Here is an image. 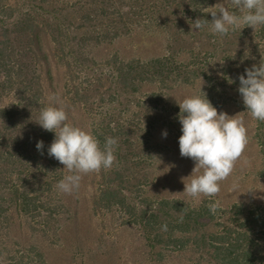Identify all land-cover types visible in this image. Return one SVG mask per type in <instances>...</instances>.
<instances>
[{
    "label": "trees",
    "instance_id": "16d2710c",
    "mask_svg": "<svg viewBox=\"0 0 264 264\" xmlns=\"http://www.w3.org/2000/svg\"><path fill=\"white\" fill-rule=\"evenodd\" d=\"M210 1L188 0L187 9L179 3L177 10L176 0H0V264L126 262L125 255L115 251L114 237L95 234L90 222L80 218L79 205L69 210V221L51 226L40 218V197L62 179L64 167L48 155L55 134L37 123L53 95L67 105L73 124L83 127L84 119L93 118L89 131L101 146L109 136L118 139L116 161L102 169L92 203L84 207L91 220L99 217L102 229L106 225L100 224L101 217L106 215L110 222L122 220L126 230H137L144 247L135 264H172L190 251L192 264H264V204H219L212 213L209 204L215 199L148 195L155 181L151 175L162 161L156 132L182 135L178 87H191V95L204 92L217 109L229 102L245 107L239 76L247 78L245 70L264 61V25L255 30L241 25L226 36L192 30V13L211 21L205 12ZM147 8L155 15L154 25L165 26L161 52L126 58L115 49L100 58L97 48L131 34L129 28ZM189 34L198 42L203 35L201 44L207 49L190 55L193 51L184 46ZM224 44L233 53L227 54L218 77L210 59L220 56L217 46ZM185 57L195 63L190 65ZM106 84L116 90L109 98L115 102L114 113H92L88 92L99 93ZM223 85L231 91H221ZM99 94L102 107L106 99ZM10 95L13 101L6 104ZM257 122L262 139L264 122ZM38 141H43V154L36 148ZM143 163L150 166L149 174L147 170L141 175ZM128 169L130 175L125 174ZM16 228L23 230L19 237L12 234Z\"/></svg>",
    "mask_w": 264,
    "mask_h": 264
},
{
    "label": "clouds",
    "instance_id": "9594fccd",
    "mask_svg": "<svg viewBox=\"0 0 264 264\" xmlns=\"http://www.w3.org/2000/svg\"><path fill=\"white\" fill-rule=\"evenodd\" d=\"M212 9L209 12L211 21L197 18L191 27L200 30L210 26L212 33L226 36L230 30L241 25L254 30L264 25V0H225ZM233 9H238L240 14ZM245 71L247 78L239 76L238 91L250 116L264 122V61ZM202 93L186 96L178 103V118L182 125L180 155L195 162L192 174L183 178V193L194 200L201 196L219 195L221 183L233 174L249 143L244 118L238 114L218 112L206 94ZM37 123L44 130L55 134L48 155L59 161L69 173L56 185L63 194L78 192L84 175L110 169L116 161L118 139L109 136L101 146L94 134L70 122L68 107L57 95H53L51 103L40 110ZM43 147V141H38L36 148L41 154ZM238 189L239 184L233 183L232 190ZM254 191L250 188L242 193ZM218 207V201L209 204L212 213ZM162 230H167L166 224L162 225Z\"/></svg>",
    "mask_w": 264,
    "mask_h": 264
},
{
    "label": "rangeland",
    "instance_id": "374dc122",
    "mask_svg": "<svg viewBox=\"0 0 264 264\" xmlns=\"http://www.w3.org/2000/svg\"><path fill=\"white\" fill-rule=\"evenodd\" d=\"M187 2L188 0H176L175 5L178 6L179 3H182L181 7L187 9ZM223 2H225V0H211L209 3H207L205 12L208 14V18L211 17L208 9H212V7H214L215 5ZM227 6L231 8L230 5ZM147 10V13L142 12L143 14L140 17V20H138L136 23L134 21L135 26L129 28L131 29V34L124 35L121 40L116 42L114 41L108 46L106 45L105 47L97 48V54L102 55L100 58L107 57V55L112 54L115 49H121L123 56L126 58L133 56L147 57L142 53L153 56L154 54L161 52L163 48V42L166 40V33L164 31L165 26H155L153 21L155 15L149 13V8H147ZM177 10H180L179 6ZM201 15L204 17L203 14ZM192 16L193 17L189 20L193 23L197 19V17H195L193 13ZM203 17L201 19H203ZM114 22H117L118 24L120 23V21L118 20H114ZM173 29L174 28L171 29L172 32ZM192 30L196 31L198 29L192 28ZM200 30L208 33L211 31L205 29ZM194 31L192 32L194 33ZM191 36L192 35L189 34L186 35V38H184L187 44L184 45L186 49H190L193 51H189L190 55H193L194 53L196 55V52H198V50H202L204 52L207 49V46L201 44V40L204 39V36L201 35L199 42L194 41V38H192ZM49 38V34L44 32L43 39H46L48 41ZM217 48H219L217 50V53H219L220 56L217 55L219 57H212L210 60L212 61L213 66L219 70L220 75L218 77H221V68L223 66L222 63H225L227 61V54L231 55L233 51L228 50V47L225 44L221 47L220 45H218ZM203 58L207 57H202V59ZM183 59L190 60V65H193V63H195L193 62L192 57H185ZM96 87V85H92L90 88L95 89ZM236 87L237 86L233 87V91L229 95L236 92ZM148 90H150V87H147L145 89V91ZM223 90L231 91V87L228 88V86L223 85L221 87V91ZM115 91L116 90L114 85L111 86L110 84H106L105 86H102L100 88L99 93H103L106 99V103L103 102L102 107H100L99 105V103H101L100 94L96 93L94 90L88 92V94L90 95V98H88L90 100V106L93 108L92 113H95L97 110L102 109L103 111L105 110L107 114L114 113V108L116 107V105L115 102H110L109 98L112 97L111 95L114 94ZM177 91H180L179 96L181 97V99H183L186 96L191 95L194 90H192L191 87H186L184 89L178 87ZM12 101L13 96L10 95L6 100V104H11ZM83 102L85 101L83 100ZM217 110L218 112H226L228 115L238 114L244 118L246 126L248 128L249 143L242 158L237 162L233 174L227 180L221 183V192L219 193V195L216 197L201 196L198 200L195 201L200 202L206 198L208 200L215 199L219 202V204L225 206L237 201H254L260 204H264V175L263 173H261L264 169V136L262 139L260 138L258 122L250 116V114L247 112L246 107L242 106L238 102H229L225 106ZM106 120L110 122L112 119L110 117H107ZM84 122L85 119L83 121V128L89 131L90 126L93 122V118L88 117L86 119L85 125ZM111 122L114 124L115 120ZM165 132L167 133L166 137L164 136ZM154 140L160 145L162 161L160 169H156L151 175L155 178V181L151 186V190H148L149 194L147 193V190L146 193L150 196H153V198L172 196L194 200L193 198L188 197L183 193V178H187L192 174L195 162L190 158L182 157L180 155L179 138L175 136L174 131H166L165 129H161L156 132ZM140 166L143 170L141 175H143V173H145L147 170L148 171L146 173L149 174L151 172V170L149 169L150 166L146 165V163H143ZM60 172L61 173L59 174L62 175V179L64 178V176L69 174L66 169H60ZM95 174V179L92 177V173L84 175L78 192L71 195L59 192L56 188L58 182H56L52 189L49 188L47 190L48 192H46V195H41L42 197H40L43 198V200H40V202L44 207L40 218L50 221L51 226H53L54 224L57 225V223H59L60 221H69V210H74L77 204L79 205V207H77L76 210L79 211L80 218L88 220L90 222V227L93 232L95 231V234L98 233L97 231H99L100 235L107 236V238H111L112 236L114 237L115 241H118L115 242V251L117 254H124L126 261L119 263L135 264L134 258H140L141 254L139 253H142V248L144 247L141 243V237L137 230H126L122 228V220L110 222L106 215L101 217L100 224L106 225V227L102 229L97 220L99 218L98 216L93 217V219L91 220L89 214L87 215V211L85 210L84 205H89L90 203H92V199L94 198V194L96 193L95 189L101 182L98 180L102 178V170ZM125 174L130 175V169H128ZM141 175H138L139 179L141 178ZM185 182H187V179L185 180ZM233 183L239 184V189L237 191L232 190ZM250 188L254 189L255 191L250 193H242L246 192ZM75 216L77 217V215ZM22 232V229L16 228V230H14L12 234L14 237H19ZM90 236L91 235H89V237ZM40 241L42 242L40 244L44 245L45 237L42 236L40 238ZM166 254H168V252H166ZM186 254L187 255H182L183 257H175L172 264H192L194 262V258L191 259L190 257L194 255L193 252L190 251Z\"/></svg>",
    "mask_w": 264,
    "mask_h": 264
}]
</instances>
